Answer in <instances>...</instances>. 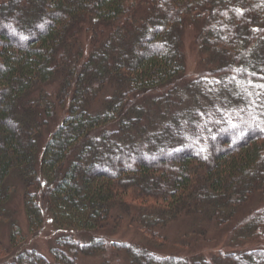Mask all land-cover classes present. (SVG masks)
<instances>
[{"label": "trees", "instance_id": "1", "mask_svg": "<svg viewBox=\"0 0 264 264\" xmlns=\"http://www.w3.org/2000/svg\"><path fill=\"white\" fill-rule=\"evenodd\" d=\"M184 218L258 246L167 254ZM0 230V264H264V0H0Z\"/></svg>", "mask_w": 264, "mask_h": 264}, {"label": "rangeland", "instance_id": "2", "mask_svg": "<svg viewBox=\"0 0 264 264\" xmlns=\"http://www.w3.org/2000/svg\"><path fill=\"white\" fill-rule=\"evenodd\" d=\"M196 27L193 25L186 26L183 34L184 42V57L186 73L189 76H195L204 69V66L198 61L197 48L194 45V36L196 34ZM17 200V202H15ZM18 207V219L22 232L26 238L25 245L35 249L37 252L45 256L49 255V250L52 246L53 228L49 220L45 221L43 227L35 233L27 231L25 218L23 215V208L21 209L19 198L14 200V206ZM191 225L189 218H184L172 222L170 226L162 232V236L167 240L166 246L167 254H180L183 256L199 254L206 259L209 257L215 258L219 253L239 251L258 246L255 241L235 242L227 235V231L218 230L215 226L205 225L200 232L201 234L193 233L194 229L188 228ZM113 241H141L143 238L140 233L133 228H128L125 224L122 225L119 232L111 234L108 237ZM0 240L6 243L5 231L0 230ZM109 245V244H107ZM108 246V249L100 254H93L87 256H79L78 264H101L104 259L118 260L120 264H129L126 255L128 247L120 250H113L114 247ZM112 248V250H111ZM31 254V253H30ZM4 257V255H2Z\"/></svg>", "mask_w": 264, "mask_h": 264}]
</instances>
